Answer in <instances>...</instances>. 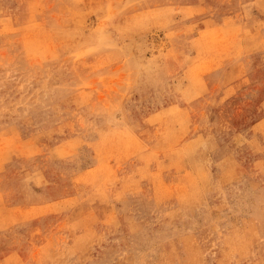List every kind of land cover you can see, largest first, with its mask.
Segmentation results:
<instances>
[{
	"label": "rangeland",
	"instance_id": "1",
	"mask_svg": "<svg viewBox=\"0 0 264 264\" xmlns=\"http://www.w3.org/2000/svg\"><path fill=\"white\" fill-rule=\"evenodd\" d=\"M0 264H264V0H0Z\"/></svg>",
	"mask_w": 264,
	"mask_h": 264
}]
</instances>
